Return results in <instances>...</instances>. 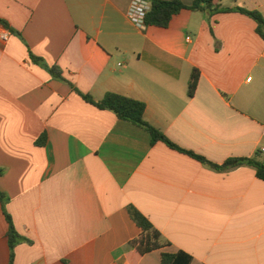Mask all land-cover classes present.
I'll return each instance as SVG.
<instances>
[{
	"label": "crops",
	"instance_id": "0c3cea01",
	"mask_svg": "<svg viewBox=\"0 0 264 264\" xmlns=\"http://www.w3.org/2000/svg\"><path fill=\"white\" fill-rule=\"evenodd\" d=\"M190 6L193 0H179ZM131 0H0V192L23 241L13 264H130L133 206L189 264H264V42L240 13L184 9L166 28L135 27ZM258 11L264 0H213ZM30 54L60 71L33 64ZM198 80L187 88L191 73ZM74 90L141 101L171 143ZM43 139L42 144H37ZM0 201V264H9Z\"/></svg>",
	"mask_w": 264,
	"mask_h": 264
},
{
	"label": "trees",
	"instance_id": "16d2710c",
	"mask_svg": "<svg viewBox=\"0 0 264 264\" xmlns=\"http://www.w3.org/2000/svg\"><path fill=\"white\" fill-rule=\"evenodd\" d=\"M151 5L150 11L147 13L145 18V24L147 26H155L159 28H166L169 25L172 17L179 14L182 10L187 9L195 12H207L209 15H214L218 13H240L252 19L255 24V33L256 35L264 42V18L258 11H248L242 7H223L220 5L214 4L213 0H193V3L190 6H186L181 3L179 0H148ZM0 23L3 26H6L5 22L0 20ZM30 60L33 64H36L44 69H46L53 77L61 79L60 71L54 67H47L43 61L30 54ZM198 80V73L196 70H193L191 73L187 95L191 97L194 94V90ZM86 103L93 105L99 110H107L112 112L118 119L128 121L134 125L143 128L146 130L150 137L151 143L163 142L169 148L177 150L184 154L189 155L190 157L210 165L213 168H218V166L206 161L204 158L197 156L191 152L180 149L169 140H167L161 132H159L154 127L150 126L144 120L145 105L141 101H137L125 96L107 93L101 100H94L89 95H84L77 90H74ZM43 139L37 144H42ZM257 155L260 157L259 153ZM225 165L230 167H236L241 165H249L255 168L256 177L264 182V158H239L231 159L226 162ZM2 172L0 171V176ZM0 201L4 210V196L0 192ZM127 212L131 221L141 230V234L138 238L132 240L128 243L127 247L131 250L127 255L128 261L130 264H136L138 259L143 255L155 251L162 250L169 244L167 242H162L160 233L152 226L150 221L143 216L137 209L133 206L127 208ZM4 216L8 224L7 231V241L9 247V264H13L14 259V250L22 241L23 238L17 234L13 224L11 222L10 216L4 210ZM191 262V257L182 252L178 251L176 253H170L162 251L160 253V263L161 264H189Z\"/></svg>",
	"mask_w": 264,
	"mask_h": 264
},
{
	"label": "built area",
	"instance_id": "2783aa9c",
	"mask_svg": "<svg viewBox=\"0 0 264 264\" xmlns=\"http://www.w3.org/2000/svg\"><path fill=\"white\" fill-rule=\"evenodd\" d=\"M150 9L151 5L148 0H131L127 9V18L135 27L144 30L146 28L145 18ZM0 38L1 40L6 41L8 34L2 32ZM257 153L264 156V148H259Z\"/></svg>",
	"mask_w": 264,
	"mask_h": 264
}]
</instances>
